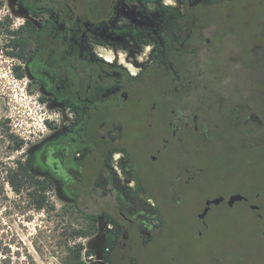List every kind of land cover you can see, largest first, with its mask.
Returning a JSON list of instances; mask_svg holds the SVG:
<instances>
[{
  "label": "flooded vegetation",
  "instance_id": "af4514ba",
  "mask_svg": "<svg viewBox=\"0 0 264 264\" xmlns=\"http://www.w3.org/2000/svg\"><path fill=\"white\" fill-rule=\"evenodd\" d=\"M250 1L264 3L13 0L26 15L27 73L41 91L39 100L58 111L49 123L52 133L32 147L24 164L57 185L62 213L88 222L70 235L64 231L68 239L86 237L90 261L81 264H91L96 250L100 260L93 264H144L140 251L165 231L175 236L168 202L206 171L191 161V141L202 154L217 139L212 155L224 159L248 135H262L258 102L226 89V65L239 67V49L246 56L264 54V36H246V47L239 44V20L228 13L234 6L246 12ZM219 53L225 64L209 66ZM236 194L243 198L230 202ZM248 194L221 190L203 198L194 238L204 241L208 218L222 204L235 208L243 201L262 217L264 207L251 203L261 193Z\"/></svg>",
  "mask_w": 264,
  "mask_h": 264
},
{
  "label": "rangeland",
  "instance_id": "374dc122",
  "mask_svg": "<svg viewBox=\"0 0 264 264\" xmlns=\"http://www.w3.org/2000/svg\"><path fill=\"white\" fill-rule=\"evenodd\" d=\"M239 7L228 13L238 18L237 38L246 47V36H264V3L250 1L246 12ZM226 14L223 8L220 16ZM25 18L13 0H0V264H81L83 259L90 261L86 254L90 246L83 244L86 237L68 239L64 233L70 235L71 229L87 227L88 222L81 215L74 218L61 212L64 203L57 195V185L41 181L42 175L30 168L27 174L21 171L18 191L7 181L10 172H20L18 163L24 164L32 147L52 133L49 123L56 121L58 112L39 100L41 91L32 85L23 59L11 56L10 45L16 38L13 32L21 28ZM23 33L26 51L29 41L25 30ZM244 51H238V68L226 65L225 73L231 79L226 89L234 98L258 102L264 117V54L256 51L246 56ZM223 54L210 57L208 65L225 64ZM258 131L261 136L248 135L246 144L238 142L224 159L212 155L219 147L217 139L205 145L202 154L191 141L190 159L201 163L206 171L181 197L168 202L175 236L165 231L147 251H140L137 255L144 264H264V215L256 216L243 201L235 208L222 204L213 209L208 218L210 229L202 243L192 232L195 212L203 198L221 190L247 195L259 190L261 195L254 196L251 203L264 207V125ZM216 137L220 142L221 136ZM217 178L222 182L219 186L212 184ZM36 181L42 185H36ZM39 195L46 197L42 208L37 206ZM92 255L91 264L99 262L97 250Z\"/></svg>",
  "mask_w": 264,
  "mask_h": 264
},
{
  "label": "trees",
  "instance_id": "16d2710c",
  "mask_svg": "<svg viewBox=\"0 0 264 264\" xmlns=\"http://www.w3.org/2000/svg\"><path fill=\"white\" fill-rule=\"evenodd\" d=\"M23 30H24V27H21L19 28L17 31H14L13 33L16 34V38L14 39L11 48H12V53H11V56L13 57H17V58H20V59H24L25 58V44H26V38L24 36V33H23ZM21 147V144L19 143L18 144V147L17 149H19ZM18 168H20V172L19 170L17 172H10L9 174V177H8V182L11 184V186L13 187L14 190L18 191L19 190V186H20V174H21V171L23 174H27L28 172V166H26L25 164L19 162L18 163ZM36 183V185H42L41 184V181H36L34 182ZM43 188H45L43 186ZM46 197L44 195H39L37 197V206L38 208H42L43 205H44V202H45V199ZM106 257V260H110V258L108 256H105Z\"/></svg>",
  "mask_w": 264,
  "mask_h": 264
},
{
  "label": "water",
  "instance_id": "95a60500",
  "mask_svg": "<svg viewBox=\"0 0 264 264\" xmlns=\"http://www.w3.org/2000/svg\"><path fill=\"white\" fill-rule=\"evenodd\" d=\"M243 198L242 195L240 194H236L234 196L231 197V201L230 202H235V201H238V200H241ZM220 199H215L214 202L217 203L219 202ZM211 201L208 202V204L210 203Z\"/></svg>",
  "mask_w": 264,
  "mask_h": 264
},
{
  "label": "bare ground",
  "instance_id": "6f19581e",
  "mask_svg": "<svg viewBox=\"0 0 264 264\" xmlns=\"http://www.w3.org/2000/svg\"><path fill=\"white\" fill-rule=\"evenodd\" d=\"M110 59H111V58H110ZM110 59H109V60H110Z\"/></svg>",
  "mask_w": 264,
  "mask_h": 264
}]
</instances>
